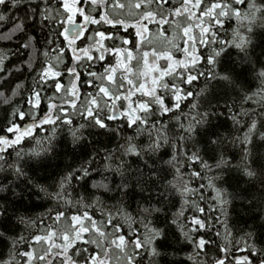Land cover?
Wrapping results in <instances>:
<instances>
[{
    "label": "snow or ice",
    "instance_id": "snow-or-ice-1",
    "mask_svg": "<svg viewBox=\"0 0 264 264\" xmlns=\"http://www.w3.org/2000/svg\"><path fill=\"white\" fill-rule=\"evenodd\" d=\"M6 24L30 82L0 91V264H159L173 226L192 264H264V0H0ZM220 85L231 140L211 131ZM236 200L258 225L233 222Z\"/></svg>",
    "mask_w": 264,
    "mask_h": 264
},
{
    "label": "trees",
    "instance_id": "trees-1",
    "mask_svg": "<svg viewBox=\"0 0 264 264\" xmlns=\"http://www.w3.org/2000/svg\"><path fill=\"white\" fill-rule=\"evenodd\" d=\"M11 28L10 24L3 25L0 27V33L8 31V29ZM32 29H29V33H32ZM23 37L22 34L17 33L15 36H13L11 39H6L2 35H0V54L7 53L9 55V59L5 60V67L7 71L5 73H0V91L5 92V95H11L10 88H15V85L17 83H21L23 81H29L30 82V73L27 70V65L25 64V61L27 59V53L24 52L19 48V45L22 41ZM15 52L17 55H12V53ZM237 52L235 50H232V57H231V63L236 65L237 70H239V64L237 62ZM251 56L253 63L256 64V67H259V64L256 63L257 61L264 62V39H261L260 37L254 38V44L253 48L251 50ZM22 67V71L17 72L16 69L18 67ZM224 65L222 64L220 71L223 72ZM11 72L12 75L9 76L7 73ZM254 74L248 75V80L255 83L253 79ZM202 86L198 85L197 89ZM217 97L219 98L217 102ZM237 93L232 91L231 89H225L223 85H220L215 90V95L212 98V103L214 105H217L214 108V111L218 113H222V115L218 114L216 116H213L210 121L211 131L215 132L216 135L220 137H228L229 140L232 139L234 135H240L242 133H238L233 126V123L230 119V115L227 111V109L224 107L225 103H231L233 99H236ZM16 99H19L17 97ZM9 106L0 103V124H2V117L5 113V110L8 109ZM204 130H201L203 132ZM66 133H61L58 136L59 141H63L65 139ZM215 138V137H214ZM199 139V137H198ZM71 137H67V141L70 145ZM201 148L204 147L203 142L199 144ZM227 156H232L234 158V162H238L240 158V146L237 144L236 146H233L229 144L227 146L226 151ZM264 157V147L258 148L254 151L253 159L256 163H254V167L258 166V162L261 160V158ZM74 161V157L72 155H61L54 161H50L52 164L53 169H55L57 166L60 168H64L68 164H72ZM238 174L234 171L228 172L225 176V179L228 181L229 184H235V177ZM244 180H247V178H243ZM228 186V185H225ZM242 187H247L246 184H242ZM4 196H9L8 193H0V200L3 199ZM10 198V203L8 205L9 207V215L13 217V222H15V216L19 213H22L24 209L22 207H19L16 203L11 202L12 198ZM29 200L32 201L35 205H41L45 202L41 201L40 199L36 197H29ZM32 214H38L40 212L44 211L43 207H36L34 209H31ZM230 215L232 217L233 222L239 221L240 225L243 226V224H252V225H258L259 221L255 220L251 213L249 208L246 206V203L241 200H236L233 203L232 208H230ZM163 219V218H161ZM0 230H6L5 225L0 224ZM19 230V229H17ZM168 231V235L165 239L158 241V246L163 253V255L159 258V264H175V262L178 261H184L185 264H192L191 261L187 260L188 255L190 254V249L184 245L183 238L180 237L179 232L175 229L173 226L171 229L166 230ZM183 249V250H182ZM0 250H3L0 248Z\"/></svg>",
    "mask_w": 264,
    "mask_h": 264
}]
</instances>
